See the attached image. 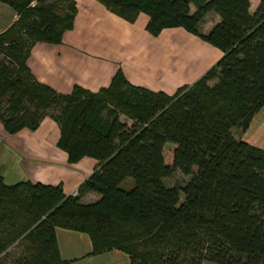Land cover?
Masks as SVG:
<instances>
[{
  "label": "trees",
  "instance_id": "trees-1",
  "mask_svg": "<svg viewBox=\"0 0 264 264\" xmlns=\"http://www.w3.org/2000/svg\"><path fill=\"white\" fill-rule=\"evenodd\" d=\"M97 1L131 23L147 14L155 36L183 27L223 55L172 94L131 83L122 68L98 92L76 84L64 94L28 59L37 42H63L76 1L0 0L18 14L0 33V123L14 134L49 116L70 163L99 162L77 195L7 184L0 164V263L70 264L57 239L64 228L87 233L91 255L117 249L129 264H264V149L234 134L264 106V0L255 11L251 0ZM211 12L220 20L204 32ZM177 171L190 180L168 185ZM88 193L99 197L84 201Z\"/></svg>",
  "mask_w": 264,
  "mask_h": 264
},
{
  "label": "crops",
  "instance_id": "crops-1",
  "mask_svg": "<svg viewBox=\"0 0 264 264\" xmlns=\"http://www.w3.org/2000/svg\"><path fill=\"white\" fill-rule=\"evenodd\" d=\"M75 1L78 12L74 27L65 32L63 42L57 45L37 42L28 59L37 79L60 93H70L76 84L98 92L109 86L116 71L122 68L131 83L172 94L180 86L194 83L223 55L219 48L183 27L165 28L159 35H152L146 29L149 16L145 13L131 23L97 0ZM209 16L213 17L207 21ZM17 18L18 14L8 4L0 2V33ZM219 20V15L209 13L203 31L208 32ZM234 134L264 149V106L245 132L236 128ZM59 138V126L49 116L38 129L23 128L14 134L6 132L0 123L4 181L62 184L67 195L73 194L99 162L84 157L70 163L67 152L57 145ZM98 197L96 193H88L83 200ZM57 239L62 258L72 260L70 264L130 263L129 256L117 249L91 255L92 241L84 232L57 228ZM202 264L217 263L205 260Z\"/></svg>",
  "mask_w": 264,
  "mask_h": 264
},
{
  "label": "rangeland",
  "instance_id": "rangeland-1",
  "mask_svg": "<svg viewBox=\"0 0 264 264\" xmlns=\"http://www.w3.org/2000/svg\"><path fill=\"white\" fill-rule=\"evenodd\" d=\"M259 2H260V0H251V10L252 11H255L256 7L259 4ZM212 17L213 16H209L207 21H209V19L211 20ZM121 119L123 121H125V120L127 121V118L125 116H121ZM235 137H236V134H235ZM172 149H173V146H169L168 145L167 148H166V152L169 153V154H171ZM190 178H191V176L185 175L181 171H177V172H175V174L172 177H170L169 179H167V184L168 185H174L176 183L184 184V183L188 182L190 180ZM0 264H13V262L11 261V259L10 260L7 259V260L3 261Z\"/></svg>",
  "mask_w": 264,
  "mask_h": 264
},
{
  "label": "built area",
  "instance_id": "built-area-1",
  "mask_svg": "<svg viewBox=\"0 0 264 264\" xmlns=\"http://www.w3.org/2000/svg\"><path fill=\"white\" fill-rule=\"evenodd\" d=\"M78 194V190H76L72 195H77Z\"/></svg>",
  "mask_w": 264,
  "mask_h": 264
}]
</instances>
